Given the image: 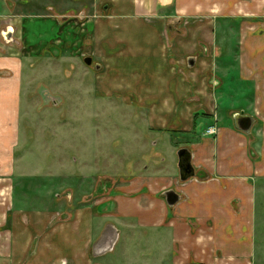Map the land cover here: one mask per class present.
<instances>
[{
  "label": "crops",
  "instance_id": "crops-1",
  "mask_svg": "<svg viewBox=\"0 0 264 264\" xmlns=\"http://www.w3.org/2000/svg\"><path fill=\"white\" fill-rule=\"evenodd\" d=\"M92 1L89 7L104 16L93 20L90 38L106 46L107 57L96 63L92 57L93 64L121 79L129 100L154 105L149 129L130 134L142 170L90 184L81 172L73 177L76 188L55 191L45 187L47 177L34 182L36 189L23 181L28 175L19 173L17 162L30 59L15 27H1L0 264H256L264 256L257 241L259 214L264 218V127H259L264 125V0ZM231 21L234 27H225ZM11 31L8 42L4 36ZM233 38L238 58L229 71L218 65L219 43ZM50 52L57 57L61 50L52 46ZM224 71L239 72L234 88L251 82L257 114L250 115L255 119L250 134L235 128L236 111L228 116L231 123H216L220 113L213 105L225 87L219 76H226ZM203 120L217 124L214 136L208 122L199 128ZM160 146L170 156L188 149L195 177L182 182L179 163L174 168L166 151L156 150ZM139 152L149 154L148 164ZM168 191L180 197L173 207L166 202Z\"/></svg>",
  "mask_w": 264,
  "mask_h": 264
},
{
  "label": "rangeland",
  "instance_id": "rangeland-1",
  "mask_svg": "<svg viewBox=\"0 0 264 264\" xmlns=\"http://www.w3.org/2000/svg\"><path fill=\"white\" fill-rule=\"evenodd\" d=\"M91 1L0 0V29L12 24L17 38L23 43V53L30 59L26 63L24 77L25 97L27 94V103H23L24 144L18 149L17 166L22 169L19 173L28 175L23 181L34 187V182L42 177H47L45 187L55 191L59 186L76 188L78 185L75 186L73 177L80 176L81 172L88 180L85 182L90 181V184L102 179L117 181L128 170L133 173L142 170L134 136L130 134L149 129L148 113L154 105L132 102L121 88V79L116 78L114 73H107L105 69L96 72L94 64L90 67L85 64L86 57H93L95 63L107 61L106 46L99 44L97 38H90L95 25L93 20L97 15L104 16L100 8L96 12L94 7H89ZM12 2L14 6L10 8L8 4ZM234 25L231 21L225 27ZM217 35H220L219 30ZM237 42L236 39H227L219 43L222 56L218 65L221 69H233L232 59L238 58L234 56L238 52ZM52 46L61 50L59 56L50 52ZM243 69L249 74L246 78L250 79L251 73L246 71L245 64ZM229 71H224L226 76L219 74L225 87L216 92V101L224 100L219 105H213V112L220 113L216 118L219 125L231 123L228 116L235 111L257 114L250 96L253 93L250 80L245 82L239 78L243 84L234 88L232 83L239 77V72L237 76V73ZM208 121H201L199 128L202 129ZM208 124L212 126H205L207 130L215 129L217 132V124ZM259 127H264L262 122ZM260 137L257 136V161L263 155ZM178 138L171 137L170 141ZM253 146L250 144V147ZM23 149L27 150L23 152ZM156 150L166 151L164 154L172 158L174 168L177 167L178 150H174L171 156L168 149L161 146ZM57 155L60 157L56 158ZM139 156H143L142 160L148 164L145 157L149 154L144 156L139 152ZM74 159L79 161L78 165L72 162ZM89 184L84 185L83 189ZM88 189L86 191L89 192ZM76 190L79 191V188ZM1 203L5 211V200ZM1 212L0 217L3 215ZM10 224L11 219L7 221V226ZM257 232L258 244L264 245V218L261 213ZM0 255H4L1 247ZM256 264H264V256H259Z\"/></svg>",
  "mask_w": 264,
  "mask_h": 264
},
{
  "label": "water",
  "instance_id": "water-1",
  "mask_svg": "<svg viewBox=\"0 0 264 264\" xmlns=\"http://www.w3.org/2000/svg\"><path fill=\"white\" fill-rule=\"evenodd\" d=\"M12 34L13 32L11 31L8 35H5L4 38L8 42H12ZM84 62L87 66H92L93 65V59L91 57H86L84 59ZM195 64L194 59H189V66L193 67ZM101 68L99 65L95 66V70L99 71ZM255 124V119L250 116L246 115L244 112H241L239 114L234 115V125L235 128L245 134H250L251 129L253 125ZM178 157H179V173H180V180L182 182H186L189 179L195 177V169L192 166V157L191 153L189 152L188 149L183 148L180 149L178 152ZM165 198L166 202L170 207H173L176 205L180 197L175 191H168L165 193Z\"/></svg>",
  "mask_w": 264,
  "mask_h": 264
},
{
  "label": "built area",
  "instance_id": "built-area-1",
  "mask_svg": "<svg viewBox=\"0 0 264 264\" xmlns=\"http://www.w3.org/2000/svg\"><path fill=\"white\" fill-rule=\"evenodd\" d=\"M208 132H209L210 134H214V133L216 132V130H215V129H210Z\"/></svg>",
  "mask_w": 264,
  "mask_h": 264
}]
</instances>
